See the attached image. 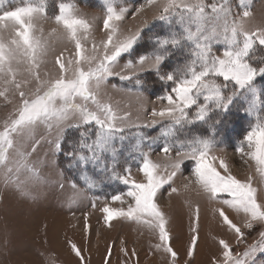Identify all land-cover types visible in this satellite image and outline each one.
<instances>
[{
    "label": "snow or ice",
    "instance_id": "6c2138e0",
    "mask_svg": "<svg viewBox=\"0 0 264 264\" xmlns=\"http://www.w3.org/2000/svg\"><path fill=\"white\" fill-rule=\"evenodd\" d=\"M104 2L107 15L103 28L108 35L102 41V55L97 54L95 43L92 44V54H88L77 36L81 30H90L88 22L75 17L69 4H59L55 22L62 25L67 38L74 41L75 59L65 61L62 54L58 56L55 64L59 75L49 79H42L40 72L41 65L45 63L44 57L48 54V44L42 35L35 34L32 23L38 14H46L45 5L27 2L24 6L0 11V28L10 31L7 39L0 32V81L11 85L20 98L14 118H10L0 130V174L4 183H16L22 170L34 173L33 166L28 162L31 153L24 151V148L26 142L34 137L37 127L43 126L49 133L55 130L54 139L48 142L57 153L62 150L64 132L75 128L80 129L79 140L71 146V151L65 153L74 165L91 163L101 172H110L112 179L129 186L126 195L134 201V206L130 205L127 210L103 208L106 221L119 217L137 221L145 216L152 217L151 226L158 229L159 239L173 260L177 254L168 246L166 220L155 203V197L158 190L177 175L184 160L194 161L196 183L210 198H215L218 193H227L232 197L223 203L248 217L246 227L251 228L253 222L264 223V207L258 203L257 189L251 182H241L230 174L222 175L213 166L217 159L211 156L215 148L214 137L188 136L182 140L177 137V133L188 125L208 122L212 112L217 116L215 124L223 123L219 117L227 114L235 104H240L246 115L255 117V123L244 136L248 148L253 151L245 153L243 146L237 151L254 160L264 178V117L260 115L264 111V89L258 87V81L264 80V56L257 55V45L264 48V29H247L245 21L252 14L250 9L245 8L241 13L234 14L230 0H212L211 3L206 0H165L158 19L168 23V34L152 37V51L139 54L135 61L129 59L124 69L131 70L130 74H121L114 69L124 54L132 53L141 38V30L122 39H114L119 32L115 22L124 19L127 8L121 7L117 11L112 0ZM155 3L157 0H147L148 6ZM239 3L243 6L245 0H239ZM136 11H143V8ZM175 26H179L180 31ZM216 45L222 47L217 48ZM181 48L186 49L187 59L175 70L161 75V66L174 50ZM21 65L24 66L26 78L18 80ZM144 71H154L160 80L173 85L168 94L160 97L166 100L168 107L159 112L152 110L151 115L170 121L161 132L166 139L161 151L169 156L175 148L176 159L169 165L171 171L165 169L166 174L161 175L160 166L141 150L142 165L139 171L145 181L138 183L131 177L130 166L124 169L126 175L116 170L119 154L116 141L122 143L126 139L123 121L127 116L118 117L111 104L101 98V93L109 77L132 80L133 76ZM48 75L44 73V76ZM31 81L35 82V88L26 93L23 89ZM135 83L140 85L141 80L137 78ZM7 93L8 88L0 89V97L6 100ZM188 109L193 110L192 115H189ZM118 120L121 123L118 124ZM136 136L137 149L145 140L155 139L139 133ZM170 137L174 139L167 142ZM36 144L38 141L33 143L32 152L36 151ZM108 158L112 161L111 167L106 162ZM219 164L227 172L224 161L220 160ZM89 186L94 184L89 182ZM72 187L75 188L76 184L73 183ZM171 191L176 192L177 189ZM112 200L123 203L121 195H114ZM219 215L237 237L243 239L240 227L229 219L223 209L219 210ZM259 236V241L250 245L239 258L234 257L228 244L221 240L224 264H251L257 253H264V231ZM196 241L197 237L194 236L192 249ZM73 251L83 261L79 249L74 245Z\"/></svg>",
    "mask_w": 264,
    "mask_h": 264
},
{
    "label": "rangeland",
    "instance_id": "374dc122",
    "mask_svg": "<svg viewBox=\"0 0 264 264\" xmlns=\"http://www.w3.org/2000/svg\"><path fill=\"white\" fill-rule=\"evenodd\" d=\"M27 2L43 3L46 7V14L40 13L38 18L32 20L35 34L42 35L48 44V54L40 68L42 79L59 75L55 60L61 54L65 61L75 59L74 41H70L62 25L55 22L60 3L69 4L71 13L90 25L89 31L81 30L77 34L88 54H92V44L95 43L97 54L102 55V41L108 35L103 28L107 15L104 0H2L0 11L24 6ZM112 2L117 11L121 7L127 8L124 19L115 22L119 32L114 39H122L137 30H141L142 35L158 19L165 0H157L151 6L147 5V0ZM206 2L211 3L212 0ZM230 3L234 14L241 13L245 8L250 9L252 14L245 21L248 30L264 29V0H245L243 6L239 0H230ZM140 8L143 11L137 12ZM175 27L180 31L179 26ZM0 32L6 39L10 37L8 29L0 28ZM257 50L260 56H264V48L258 45ZM129 59L135 61L137 56L133 57L132 53L124 54L114 71L130 74L131 70L124 69ZM171 67L170 71L176 68ZM20 69L21 75L17 79L23 80L26 78L24 66L21 65ZM45 72L49 75L44 76ZM146 73L151 72H139L130 81L121 80L118 76L109 77L101 93V98L111 104L118 117L127 116L123 121L125 137L134 135L131 139L137 141L136 133L140 132L145 137L155 138L151 141L145 140L140 149L136 148V142L128 140L126 143L129 150L116 141L119 149L116 158L117 172L126 175L124 169L130 166L131 177L138 183L145 181L139 171L142 165L141 150L149 155L153 163L160 166L161 175L166 174L165 169L171 171L169 165L176 159L175 148L169 156L161 151L163 129L155 130L151 134L147 130L170 124L167 118L152 117L151 112H159L168 107L166 100L160 97L168 94L171 88L158 94L159 92L149 88L132 89L127 86L130 82L136 85L137 78L142 85L141 76ZM258 87L264 89V80L258 81ZM4 88H8V93L7 100L0 97V130H3L10 118H14L15 109L20 102L16 90L0 81V89ZM34 88L35 82L31 81L23 90L29 93ZM188 110L189 115H192L193 110ZM260 115L264 117V111ZM210 117L208 121H215L216 113H210ZM231 117L240 121L229 119ZM222 118L226 119L219 131L214 132L209 128L207 130L197 124L199 131H194L191 136L214 137L215 148L211 156L217 159L213 166L222 175L230 174L241 182L250 181L257 189L258 203L264 207V178L257 170L256 162L237 151L241 146L245 153L253 151L248 148L244 136L255 123V117L246 115L240 104H235L228 114L219 117ZM117 123L121 121L118 120ZM79 132L80 129H67L62 136V150L57 153L48 142L54 139L55 130L49 133L45 127H37L34 137L26 142L24 148V151L31 153L28 162L33 166L34 173L22 170L19 180L7 185L0 174V264H224L221 240L228 244L236 258L250 245L259 241V233L264 231V223L253 222L251 228L246 227L248 217L242 211L237 212L223 203L224 200H231V196L218 193L215 198H210L203 192L196 183L193 175L194 161L191 160L183 161L177 175L170 183H165L155 197V203L166 220L168 246L177 254L175 260L165 251L158 229L151 226L152 217L145 216L139 221L126 217L106 221L103 208L127 210L130 205L134 206V201L126 195L129 186L112 179L110 172H101L91 163L75 166L71 158L66 155L64 157V152L71 151V146L79 140ZM36 141V151L32 152L33 143ZM132 154L133 157L129 158ZM134 158L139 160L127 161ZM220 160L227 165V172L220 168ZM106 162L111 167V159L108 158ZM89 182L94 186L90 187ZM73 183L76 184L75 188L72 187ZM173 188L177 191L172 192ZM114 195H121L123 203L113 201ZM221 209L240 227L243 239L238 238L224 223L219 215ZM194 236L197 241L192 249ZM73 245L79 249L83 261L76 256ZM251 264H264V254L257 253Z\"/></svg>",
    "mask_w": 264,
    "mask_h": 264
},
{
    "label": "trees",
    "instance_id": "16d2710c",
    "mask_svg": "<svg viewBox=\"0 0 264 264\" xmlns=\"http://www.w3.org/2000/svg\"><path fill=\"white\" fill-rule=\"evenodd\" d=\"M162 25L164 26V28H162ZM170 28L168 23L166 22H162L159 19H157L156 21H154L153 23H151L150 27L147 28V30H145L143 32V34L141 35V38L139 39V42L137 43V45L134 47V50L132 52V56L136 57L139 54L145 53V52H151L153 49V45L151 43V38L157 35H167L169 32ZM149 47V48H148ZM258 47V45H257ZM257 55L260 56L258 50H257ZM187 59L186 56V49H176L174 50L173 54L167 59V61L161 66V70H160V74H167L170 70H172L171 66H175L176 68H178L179 66H181L183 64V62ZM174 68V69H176ZM141 79L143 80L142 85H135L132 84L133 82H130L129 85H127L129 88L132 89H139V88H145V89H150L151 91H156L158 94H161L163 92H166L168 89H170L173 85L171 84V82H167V81H162L158 78V75L155 72H151V73H146L144 75L141 76ZM130 81V80H129ZM128 81V82H129ZM260 81V80H259ZM143 88V89H144ZM144 89V90H145ZM189 111V110H188ZM229 113V112H228ZM227 113V114H228ZM190 114V113H189ZM226 115V114H224ZM226 118H222L221 120L223 122H225ZM229 119H234L237 120L235 118H229ZM240 121V120H237ZM249 122V121H247ZM200 126H204L203 128L207 129H211L214 130V132H217V130L219 131V129H221V125H223L224 123L215 124V121H208V122H202V123H195L192 125H188L186 126L185 130H182L181 132L177 133V137L179 139H183V137H188L191 136V133H194V131H199L198 127ZM166 126L163 127H156L155 129H147L148 132L151 134V132H154L155 130H161L164 129ZM202 128V127H201ZM141 130H145V129H141ZM139 130V131H141ZM137 134V133H136ZM139 134H141L139 132ZM125 135V134H124ZM132 136L134 135H130L129 137H126V139L121 143L119 140H117L120 144H122L126 150H129V146L127 145V141L128 140H132L133 142H137L136 140L131 139ZM174 138H168L167 142H172ZM166 143V139L164 137H162V141L160 143L161 147L164 146V144ZM64 151V149H63ZM64 157H65V152H64ZM133 154L129 157L132 158ZM134 160H139V158H134V159H129L127 161H134ZM68 161V159H67ZM119 187H121L119 185ZM260 255H263L264 253H259Z\"/></svg>",
    "mask_w": 264,
    "mask_h": 264
}]
</instances>
